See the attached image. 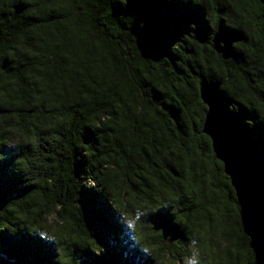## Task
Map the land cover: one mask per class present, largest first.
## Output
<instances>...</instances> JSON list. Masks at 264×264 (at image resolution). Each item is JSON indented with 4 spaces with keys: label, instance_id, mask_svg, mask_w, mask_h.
<instances>
[{
    "label": "clouds",
    "instance_id": "9594fccd",
    "mask_svg": "<svg viewBox=\"0 0 264 264\" xmlns=\"http://www.w3.org/2000/svg\"><path fill=\"white\" fill-rule=\"evenodd\" d=\"M114 2L111 0V7ZM118 3L127 9L129 0H118ZM190 3L199 10L210 30L204 42L211 40L214 44L208 51L219 66L216 69L219 75L205 74L203 80L216 85L217 91L231 101L227 104L229 113H239L244 108L255 115L256 119L244 121L248 128H254L258 122L264 123V0H190ZM21 4L25 8L17 13L16 6ZM121 16L131 21L130 30L133 32L136 17ZM214 21L218 25L215 30L212 27ZM5 28L14 34L7 43L0 41V161L10 158L3 149L15 150L17 155L12 161V168L28 183L26 166L19 161L23 158L25 146L35 143L36 132L31 124L21 122L16 110L35 108L45 112L41 120L47 122L42 123L41 127L55 128L70 121L83 105L86 110L79 117L81 127L84 131L86 128L91 129L98 142L86 144L82 140V147L78 148L89 161L87 173L77 178L78 195L82 188L103 193L123 233L140 256L147 257L152 264H157V261L153 259L151 247L141 243L146 235L163 241L168 252L167 264H227V257L243 227L247 228L245 205L240 192L236 203L242 207L243 225L240 223L239 210L230 212L227 217L219 213L213 215L215 208L197 191L201 186L192 183L191 172H187L186 180L143 188L139 195L133 194L131 203L129 197L124 195L125 192H132L131 187H117L123 177L120 180L115 178L119 173L113 164L118 161L123 164L124 161L110 151L109 146L115 148L114 138L124 140L121 132L128 135L136 126L140 114L152 107V101L147 89L131 74H124L123 79L119 77L120 59L110 52L104 34L92 21L90 9L80 0L74 3L71 0H0V30ZM222 28L239 34V38L231 41V47L242 56L241 60L226 58L217 50V36ZM198 32V24L190 23L179 39L171 43L169 51L172 56L178 57L175 61H179L189 47L195 52L197 40L202 41ZM220 47L227 45L221 40ZM6 59L10 62L8 67H4ZM235 65L243 67L235 68ZM244 75L249 80L241 81L245 91L239 94L235 82ZM208 106L209 103L203 105L207 124L212 111ZM4 109L11 111L5 114ZM153 110L158 113L156 119L163 117L162 109ZM143 133L147 134L148 141L144 147L154 156L176 160L177 164L187 163L186 160L181 162L177 157H169L168 152H175L176 149L171 145L166 149L164 141L153 145L150 128L143 129ZM156 136H160L159 131ZM124 143L127 144V141L124 140ZM215 150L218 152L216 140ZM156 162L159 163V159ZM131 167L132 172L143 175L135 164ZM132 172L129 177L135 180ZM231 177L234 181V177ZM74 202L82 206L80 196ZM193 204L197 205L194 209ZM161 208H170L173 223L184 234L182 238L165 236L164 230L158 229L150 221V214ZM60 209L61 205L57 204L51 216L45 213V217L40 220L28 218V222L15 224L14 229L0 226V233L6 230L10 235H15L18 231H26L29 236L39 238L53 248L51 264H57V250L65 234L58 224L50 220ZM82 210L84 212L83 206ZM247 233L251 248H254V238L248 228ZM244 243L247 244V240ZM83 251H90L99 257L106 249L100 244L97 248L87 247ZM255 259H258L257 252L252 257V260Z\"/></svg>",
    "mask_w": 264,
    "mask_h": 264
},
{
    "label": "trees",
    "instance_id": "16d2710c",
    "mask_svg": "<svg viewBox=\"0 0 264 264\" xmlns=\"http://www.w3.org/2000/svg\"><path fill=\"white\" fill-rule=\"evenodd\" d=\"M71 2L74 3L75 0ZM80 2L90 9L92 21L104 34L110 52L119 57V77L123 79L124 74H131L147 89L152 101V107L140 114V119L135 122L136 126L128 135L121 132L127 144L124 140L114 138L115 148L109 146L110 151L123 158V164L118 161L113 167L119 173L115 178L120 180L123 177L117 187L132 189L131 193H124L129 197V203L133 194L139 195L143 188L186 180L187 172H191L192 183H199L201 186L197 191L215 208L213 215L219 213L222 217H227L230 212L240 211L230 180L224 169L221 170L223 164L216 159L210 138L203 134L206 113L200 98V83L205 74L219 75L216 71L219 66L208 51L213 48L212 41L204 42L210 30L203 22L199 10L191 5L190 0H129L127 9L118 0H115L112 7L111 0ZM24 8L25 5L22 4L16 6L17 13ZM121 14L136 17L133 32L130 30L131 21L126 17H119ZM190 23L198 24V37L202 41L197 40L195 52L189 47L182 53V58L175 61L178 57L172 56L170 45L179 39ZM217 26L214 21L213 30ZM13 34L8 28L0 30V41L7 43ZM144 54L152 58L145 57ZM241 59L242 56L237 54L236 60ZM9 63L6 59L4 67H8ZM115 67L113 63V68ZM242 67L235 65V68ZM248 80L249 77L244 75L235 82L239 94L245 91L241 81ZM223 100L226 107L231 102L224 95ZM155 108L163 110V117L159 120L156 119L158 113L154 112ZM85 110L81 105L70 121L55 128L41 127L42 123L47 122L41 120L46 115L45 112L35 108L16 110L22 123L32 125L36 132L35 143L25 146L23 158L19 161L26 166L28 183L12 168V161L17 155L15 150L3 149L10 158L0 161V226L6 225L7 228L14 229L15 224L28 222V218L43 219L45 213L51 216V212L59 204L60 211L50 220L51 223L58 224L65 234V239L57 250V264H81V258L83 264H152L147 257L140 256L128 236L123 233L103 193L82 188L78 195L77 178L87 173L89 164L88 158L78 148L82 147V140L86 144L98 142L91 129L86 128L84 131L81 127L79 117ZM10 111L3 110L5 114ZM229 114L249 145L260 153L264 161V123L258 122L254 128H248L244 121L256 117L244 108L239 113ZM145 128L151 129L153 145L164 141L166 149L168 145L176 149L175 152H168L169 157H177L179 161L186 160L187 163L177 164L176 160L154 156L144 147V143L148 142L147 134L143 133ZM37 129L40 130L36 131ZM157 131L160 133L159 137L156 136ZM157 159L159 163L156 162ZM132 164L143 175L132 172ZM130 172L136 177L135 180L129 177ZM79 196L86 215L82 206L74 202L79 200ZM195 207L197 205L193 204L192 208ZM185 210L187 209H181ZM149 219L158 228L159 224L173 219V216L170 208H161L150 214ZM240 223L243 225L241 218ZM245 240L247 244L244 243ZM141 243L151 247L157 264L167 260L168 252L163 241L146 235ZM100 244L106 251L99 257L90 251H83L87 247L97 248ZM249 248L250 237L244 226L227 257V264H264L259 258L252 260L257 251L251 248L249 252ZM53 254L54 250L50 245L29 236L26 231H18L15 235H10L6 230L0 233V264H51Z\"/></svg>",
    "mask_w": 264,
    "mask_h": 264
},
{
    "label": "water",
    "instance_id": "95a60500",
    "mask_svg": "<svg viewBox=\"0 0 264 264\" xmlns=\"http://www.w3.org/2000/svg\"><path fill=\"white\" fill-rule=\"evenodd\" d=\"M237 38H239L238 33L228 32L222 28L217 36V50L222 52L226 58L233 57L236 59L237 54L231 47V41ZM221 40L225 42L227 47H220ZM199 93L203 104L209 103L210 106L208 107H211L212 110L208 124L207 116L205 117L203 134L210 138L216 159L223 164L224 173L230 180L237 200L239 199L240 192L241 201L245 205V222L254 238L253 246L258 253L259 260L264 263L263 158L256 149L249 145V142L244 138L242 132L231 118L224 103L222 93L217 91V86L203 80L200 83ZM215 140L218 152L215 150ZM231 175L234 177V181ZM239 207L240 218L243 222L242 207L240 205ZM158 229H163L165 236L172 235L173 239L183 237V232L179 226L173 223V219L163 221L158 225Z\"/></svg>",
    "mask_w": 264,
    "mask_h": 264
},
{
    "label": "rangeland",
    "instance_id": "374dc122",
    "mask_svg": "<svg viewBox=\"0 0 264 264\" xmlns=\"http://www.w3.org/2000/svg\"><path fill=\"white\" fill-rule=\"evenodd\" d=\"M162 264H167V260H164V261L162 262Z\"/></svg>",
    "mask_w": 264,
    "mask_h": 264
}]
</instances>
